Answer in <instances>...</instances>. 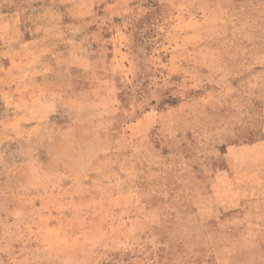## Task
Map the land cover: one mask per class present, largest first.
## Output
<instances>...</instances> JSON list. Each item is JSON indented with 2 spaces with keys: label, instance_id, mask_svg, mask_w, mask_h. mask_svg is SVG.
I'll return each mask as SVG.
<instances>
[{
  "label": "rangeland",
  "instance_id": "374dc122",
  "mask_svg": "<svg viewBox=\"0 0 264 264\" xmlns=\"http://www.w3.org/2000/svg\"><path fill=\"white\" fill-rule=\"evenodd\" d=\"M0 264H264V0H0Z\"/></svg>",
  "mask_w": 264,
  "mask_h": 264
}]
</instances>
